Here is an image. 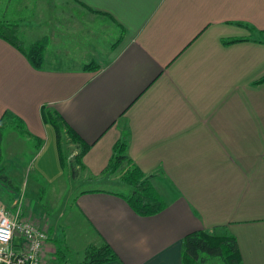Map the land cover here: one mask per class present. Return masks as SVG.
Masks as SVG:
<instances>
[{
  "label": "crops",
  "instance_id": "crops-1",
  "mask_svg": "<svg viewBox=\"0 0 264 264\" xmlns=\"http://www.w3.org/2000/svg\"><path fill=\"white\" fill-rule=\"evenodd\" d=\"M0 22L16 23L24 44L46 39L36 69L0 38V118L15 115L28 134L5 126L40 141L27 166L48 184L64 175L43 119L53 112L90 144L76 165L82 178L105 183L73 193L65 230L77 224L79 241L64 234L63 262L80 264L106 243L117 259L101 264H182L183 237L203 230L227 231L242 264H264V83L254 84L264 36L245 31L264 33V0H0ZM105 35L109 56L98 63ZM232 38L241 40L222 43ZM94 61L97 69L83 68ZM226 76L240 80L228 86ZM117 141L150 176L161 212L137 215L120 196L129 186L100 175ZM50 238L41 257L62 264Z\"/></svg>",
  "mask_w": 264,
  "mask_h": 264
},
{
  "label": "rangeland",
  "instance_id": "rangeland-1",
  "mask_svg": "<svg viewBox=\"0 0 264 264\" xmlns=\"http://www.w3.org/2000/svg\"><path fill=\"white\" fill-rule=\"evenodd\" d=\"M261 28H250L245 31L250 32L251 36L255 35L254 37L258 39L264 36L262 35L263 31ZM49 32L52 34L51 40L55 43L53 45L58 46L57 38L53 37V32H57L56 24L49 29ZM108 42L109 38L106 35L101 38V43L97 45L96 62H104L109 56V53H106L104 50ZM233 78L238 81L240 80L238 76H226L225 83L231 86L234 84ZM258 91L259 99H264V89L262 88ZM3 134L4 149L2 156L3 168L0 169V208L7 211L10 218L16 217L20 221L30 224L35 229L47 233V238L48 236L49 238L52 236L55 237L57 250L62 247L64 234H66L69 241L74 239L75 242H78L79 240L76 238V234L78 233L77 229L79 227L77 224L75 226L72 225L69 232L65 230V224H67L66 219H68L69 213L71 212L72 195L78 190L94 184L96 186H105L103 182L96 183L91 181L89 183L86 181V177L84 178L85 180L82 178L84 174L83 170L81 172V169H77L78 167H76L74 162L75 155L80 152V146L72 142L64 132L61 133L60 144L64 162L63 164L60 163V165L63 168L64 175L59 181L48 184L41 178L37 171L27 166L31 164V158H33L32 156L40 141L19 138V135L10 126H4L2 128ZM13 151H16V156L11 154ZM13 167L16 168V171ZM72 169H74L75 173ZM102 174L104 175L105 173H101L100 175ZM107 174H111L115 178L118 177L117 179L120 181L119 170ZM2 176H5L9 180V183L3 181ZM117 183L122 187H126V184L122 182ZM111 188L119 190L117 187L112 186ZM50 239L52 240V238ZM59 242H61V246ZM45 243L42 249H44ZM41 263L47 264L42 257ZM206 264L222 263L217 258H213Z\"/></svg>",
  "mask_w": 264,
  "mask_h": 264
},
{
  "label": "trees",
  "instance_id": "trees-1",
  "mask_svg": "<svg viewBox=\"0 0 264 264\" xmlns=\"http://www.w3.org/2000/svg\"><path fill=\"white\" fill-rule=\"evenodd\" d=\"M264 34V33H263ZM0 38L8 42L21 52L29 64L38 69L41 68L44 60V48L46 39L38 40L29 44H24L18 36V25L16 23L0 22ZM241 39H224L222 43L229 44ZM99 66L95 62L84 65V69H97ZM264 82V76L254 81V84ZM43 119L54 128L57 141V149L60 163L64 158L61 152L60 137L64 132L72 142L80 146V152L74 157V162L83 168L82 156L88 151L90 144L84 142L72 129H70L62 118L53 112H44ZM9 120L11 125L22 135L28 133L24 129V124L15 115L3 113L0 118V153L2 144V128L5 121ZM36 139V138H34ZM38 140V139H37ZM38 147V145H37ZM126 145L123 141H117L112 147V155L107 165L101 173H113L119 170L120 181L129 186L130 191L126 195H120L127 202L131 210L139 216H151L161 212L165 207V202L150 181V176H145L139 166L134 164L125 153ZM123 164V165H122ZM75 173L74 169H72ZM3 181L9 183L5 177ZM58 263L63 262V251L57 250ZM217 258L222 264H242L236 238L227 231L221 233H208L203 230H196L186 234L182 239L181 262L182 264H206L209 260ZM117 255L106 243L99 247L90 246L85 251L84 260L80 264H101L116 260Z\"/></svg>",
  "mask_w": 264,
  "mask_h": 264
},
{
  "label": "built area",
  "instance_id": "built-area-1",
  "mask_svg": "<svg viewBox=\"0 0 264 264\" xmlns=\"http://www.w3.org/2000/svg\"><path fill=\"white\" fill-rule=\"evenodd\" d=\"M3 221H7L6 227L11 235L8 240L0 241V264L5 261L8 264H42L41 249L47 240V233L16 217L10 218L7 211L0 208V222ZM14 240L18 241V244Z\"/></svg>",
  "mask_w": 264,
  "mask_h": 264
},
{
  "label": "clouds",
  "instance_id": "clouds-1",
  "mask_svg": "<svg viewBox=\"0 0 264 264\" xmlns=\"http://www.w3.org/2000/svg\"><path fill=\"white\" fill-rule=\"evenodd\" d=\"M7 221L0 222V241H6L9 239L11 233L6 227ZM4 264H8L7 261Z\"/></svg>",
  "mask_w": 264,
  "mask_h": 264
}]
</instances>
